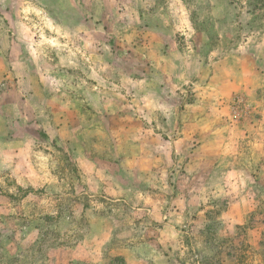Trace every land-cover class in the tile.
<instances>
[{"label": "rangeland", "instance_id": "374dc122", "mask_svg": "<svg viewBox=\"0 0 264 264\" xmlns=\"http://www.w3.org/2000/svg\"><path fill=\"white\" fill-rule=\"evenodd\" d=\"M256 122L264 0H0V264H264Z\"/></svg>", "mask_w": 264, "mask_h": 264}, {"label": "crops", "instance_id": "0c3cea01", "mask_svg": "<svg viewBox=\"0 0 264 264\" xmlns=\"http://www.w3.org/2000/svg\"><path fill=\"white\" fill-rule=\"evenodd\" d=\"M233 129L237 130L236 126ZM246 129L250 133L249 135L235 136L230 140H226L227 151L218 154L217 158H214L213 171L219 177H235L239 174L248 175L253 174L255 170L264 168V124L263 122H256ZM202 162L200 161L199 164H202Z\"/></svg>", "mask_w": 264, "mask_h": 264}]
</instances>
